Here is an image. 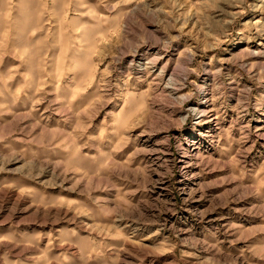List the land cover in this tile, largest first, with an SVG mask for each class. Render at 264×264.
I'll return each mask as SVG.
<instances>
[{
  "label": "rangeland",
  "instance_id": "obj_1",
  "mask_svg": "<svg viewBox=\"0 0 264 264\" xmlns=\"http://www.w3.org/2000/svg\"><path fill=\"white\" fill-rule=\"evenodd\" d=\"M0 264H264V0H0Z\"/></svg>",
  "mask_w": 264,
  "mask_h": 264
}]
</instances>
